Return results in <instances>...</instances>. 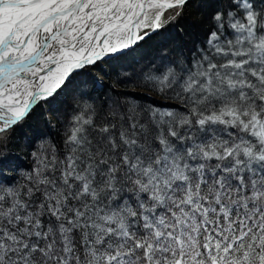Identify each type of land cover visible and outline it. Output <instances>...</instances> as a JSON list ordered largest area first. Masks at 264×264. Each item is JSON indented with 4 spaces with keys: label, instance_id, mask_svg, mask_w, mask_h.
I'll use <instances>...</instances> for the list:
<instances>
[{
    "label": "snow or ice",
    "instance_id": "obj_1",
    "mask_svg": "<svg viewBox=\"0 0 264 264\" xmlns=\"http://www.w3.org/2000/svg\"><path fill=\"white\" fill-rule=\"evenodd\" d=\"M0 264H264V0H0Z\"/></svg>",
    "mask_w": 264,
    "mask_h": 264
},
{
    "label": "trees",
    "instance_id": "obj_2",
    "mask_svg": "<svg viewBox=\"0 0 264 264\" xmlns=\"http://www.w3.org/2000/svg\"><path fill=\"white\" fill-rule=\"evenodd\" d=\"M197 13L198 9L196 8H186L182 17L177 21H174L171 25L165 27L159 33H155L148 40L142 41L137 49L135 59L130 58L129 60L123 61L122 66L130 70H136V61H146L153 57L165 54L171 56L176 52L177 47L180 45L191 47L193 42L200 38L201 35V29L199 26L200 16ZM97 74L98 73L95 72L92 73L94 76H98ZM83 79H85V77H81V80ZM79 82L80 81H76L75 83ZM75 83L70 86L69 92L65 95L64 100L58 109L62 118H65L71 111L74 102L73 94L75 92ZM97 103H100V101H97ZM49 112L50 109L47 107H38L33 118L29 121V125L34 130H39L43 128L45 120H51V134L56 137V139H59L58 129L60 125L56 116L49 115L50 118H46V115Z\"/></svg>",
    "mask_w": 264,
    "mask_h": 264
},
{
    "label": "rangeland",
    "instance_id": "obj_3",
    "mask_svg": "<svg viewBox=\"0 0 264 264\" xmlns=\"http://www.w3.org/2000/svg\"><path fill=\"white\" fill-rule=\"evenodd\" d=\"M155 33H153L152 35H154ZM152 35H150L148 38H146L144 41H146V40H148L150 37H152ZM97 75H99V74H97ZM105 82H108V81H105ZM46 118H50V116H49V113H47V115H46Z\"/></svg>",
    "mask_w": 264,
    "mask_h": 264
},
{
    "label": "bare ground",
    "instance_id": "obj_4",
    "mask_svg": "<svg viewBox=\"0 0 264 264\" xmlns=\"http://www.w3.org/2000/svg\"><path fill=\"white\" fill-rule=\"evenodd\" d=\"M94 76V75H93Z\"/></svg>",
    "mask_w": 264,
    "mask_h": 264
}]
</instances>
